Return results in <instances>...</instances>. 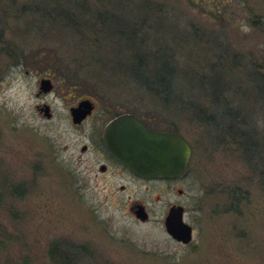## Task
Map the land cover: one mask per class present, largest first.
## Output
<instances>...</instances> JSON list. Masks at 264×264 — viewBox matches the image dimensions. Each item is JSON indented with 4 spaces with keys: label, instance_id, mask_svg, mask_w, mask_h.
<instances>
[{
    "label": "rangeland",
    "instance_id": "rangeland-1",
    "mask_svg": "<svg viewBox=\"0 0 264 264\" xmlns=\"http://www.w3.org/2000/svg\"><path fill=\"white\" fill-rule=\"evenodd\" d=\"M22 1L0 3L6 9L0 17V264H58L50 252L54 244L68 245L75 264H264V159L255 169L239 148L219 141L201 121L174 107L158 113L154 97L137 96L133 84L87 80V69L107 73L103 64L77 68L76 56L96 50L90 37L81 39L76 30L60 34L52 26L40 31L33 14L19 11ZM152 1L175 12L177 25L165 23L168 42L182 55L184 39L191 38L199 68H207L204 57L216 58L223 41L244 55L264 49V0ZM126 15L130 21L134 12ZM176 30L180 43L172 40ZM104 41L98 52L108 58L117 43ZM158 42L163 47L160 37ZM117 50L127 54L131 48L122 43ZM77 70L81 75L75 78ZM43 77L53 82L48 92H39ZM82 98L95 107L77 126L69 107ZM44 103L50 117L39 109ZM123 111H135L156 127L177 125L192 146L183 175L147 180L124 172L114 182L95 177L93 127ZM233 185L249 196L240 211L220 212L230 202L223 192ZM134 202L144 204L148 219L134 216ZM171 204H181L192 225L188 243L165 230Z\"/></svg>",
    "mask_w": 264,
    "mask_h": 264
},
{
    "label": "trees",
    "instance_id": "trees-1",
    "mask_svg": "<svg viewBox=\"0 0 264 264\" xmlns=\"http://www.w3.org/2000/svg\"><path fill=\"white\" fill-rule=\"evenodd\" d=\"M18 1L0 0V3L14 6ZM101 4L104 6L93 5L90 0H25L19 11L33 14L37 20L34 25L40 31L52 26L60 34L76 30L82 32L81 39L90 37L89 43L96 50H87V57L76 56L77 68L97 63L103 64L100 67L106 68L107 73L87 69L83 72L87 80L133 84L137 96L154 97L155 104L160 105L158 113L161 109L172 112L174 107L189 119L201 121L214 130L213 135L219 141L239 148L244 158L258 169L264 159L261 153L264 152V49L259 51L260 55L253 52L244 55L231 46L228 49L223 41L219 43L220 51L214 54L216 58L204 57L202 62L207 68H199L197 55L191 50V38L184 39L182 55L168 42L166 24H176L177 20L173 19L175 12L171 14L164 4L152 0H101ZM128 10L134 12L130 21L125 18ZM4 15L6 9L2 4L0 17ZM189 26L194 28L193 24ZM178 31L172 40L180 43ZM89 32L92 36H88ZM105 38L117 43L108 58L98 52L105 49ZM122 43L131 48L129 53L117 50ZM73 75L76 78L81 73L77 70ZM175 127L156 128L178 131ZM223 193L230 202L219 208L220 212L240 211L241 202L249 196V191L240 185H233ZM50 252L58 264H75L77 260L68 245L54 244Z\"/></svg>",
    "mask_w": 264,
    "mask_h": 264
},
{
    "label": "water",
    "instance_id": "water-1",
    "mask_svg": "<svg viewBox=\"0 0 264 264\" xmlns=\"http://www.w3.org/2000/svg\"><path fill=\"white\" fill-rule=\"evenodd\" d=\"M52 87L50 77L40 79L39 92H48ZM92 108L91 99H80L77 104L69 107L71 121L79 123L91 113ZM39 109L43 110L46 117L51 116L47 103ZM102 137L108 151L140 177L172 178L184 174L188 169L192 146L184 134L151 128L132 112H120L109 119L103 128ZM133 208L137 219H148L149 214L144 204L137 202ZM164 227L179 242L188 243L193 237L192 225L185 221L184 207L181 204L169 206L164 217Z\"/></svg>",
    "mask_w": 264,
    "mask_h": 264
},
{
    "label": "flooded vegetation",
    "instance_id": "flooded-vegetation-1",
    "mask_svg": "<svg viewBox=\"0 0 264 264\" xmlns=\"http://www.w3.org/2000/svg\"><path fill=\"white\" fill-rule=\"evenodd\" d=\"M94 107H95V105L93 104V108H92L91 113L86 115V117L84 119H82L79 123H74V124L77 126L83 125L92 116ZM116 114H118V113H116ZM116 114L112 115L105 122L103 120L102 123L99 122L98 124L95 125V127H93L92 132H95V134L98 136H97L96 140L92 141L91 144H89V145L91 146V148L94 149L95 153H94L93 158L97 164L91 165V170L93 168L95 169L94 175L96 178L98 177V173H99L100 176H102L106 179H111L112 182H114L116 177L123 175L124 172H128L129 174H131V175H133L139 179H147V180L150 179V178L140 177L139 175L132 172L124 163H122L121 161L116 159L106 148L103 137H102L103 128H104L106 122L109 119H111L113 116H115ZM137 116H139V115H137ZM139 117L142 118L149 127L154 128V129H159V128H156L155 126H153L152 124H150L143 116H139ZM163 130H170V129H163ZM171 131H176V130L171 129ZM89 145L83 143L81 146V150L87 151L88 148L90 147ZM89 170H90V167H89ZM172 178H174V177H172ZM123 188H124V185L122 184L121 189H123ZM135 203H137V202H134L129 206V208L132 210V212H133V209H134L133 207H134Z\"/></svg>",
    "mask_w": 264,
    "mask_h": 264
}]
</instances>
